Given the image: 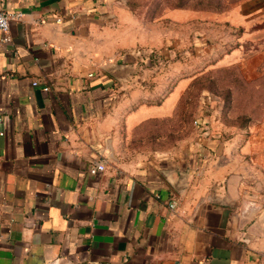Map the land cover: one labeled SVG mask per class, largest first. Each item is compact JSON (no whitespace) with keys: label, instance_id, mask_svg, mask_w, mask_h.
<instances>
[{"label":"crops","instance_id":"obj_1","mask_svg":"<svg viewBox=\"0 0 264 264\" xmlns=\"http://www.w3.org/2000/svg\"><path fill=\"white\" fill-rule=\"evenodd\" d=\"M0 8L22 12L0 43V264H264V126L137 137L199 61L246 66L264 0L154 18L127 0Z\"/></svg>","mask_w":264,"mask_h":264},{"label":"rangeland","instance_id":"obj_2","mask_svg":"<svg viewBox=\"0 0 264 264\" xmlns=\"http://www.w3.org/2000/svg\"><path fill=\"white\" fill-rule=\"evenodd\" d=\"M240 1L127 0V5L146 18H154L179 5L224 12ZM232 33L239 35L240 30ZM234 47H240L236 37L217 56ZM242 48V56L247 54L246 66L239 65V58L232 65L221 66H212L213 60L208 62L207 58L199 61L189 70L191 79L171 114L151 120V126L137 130V137L150 138L154 149L159 144L170 147L177 140L190 138L195 129H200L197 126H264V35L247 38ZM195 119L199 122L195 123Z\"/></svg>","mask_w":264,"mask_h":264},{"label":"built area","instance_id":"obj_3","mask_svg":"<svg viewBox=\"0 0 264 264\" xmlns=\"http://www.w3.org/2000/svg\"><path fill=\"white\" fill-rule=\"evenodd\" d=\"M22 15V12L19 10H4L0 8V43H8L11 38L9 35V25L11 20H17L20 19ZM33 84H36L37 81L33 80ZM49 87L47 85L43 86V89L47 90ZM195 123L199 122V119L194 120ZM104 169V163L99 161L94 163L90 168L89 171L92 174H95L99 171H102ZM169 207L175 206V201L171 200L168 203Z\"/></svg>","mask_w":264,"mask_h":264},{"label":"trees","instance_id":"obj_4","mask_svg":"<svg viewBox=\"0 0 264 264\" xmlns=\"http://www.w3.org/2000/svg\"><path fill=\"white\" fill-rule=\"evenodd\" d=\"M179 6H181V5H179Z\"/></svg>","mask_w":264,"mask_h":264}]
</instances>
